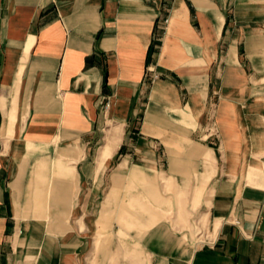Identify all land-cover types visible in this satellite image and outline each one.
Masks as SVG:
<instances>
[{
    "label": "crops",
    "instance_id": "0c3cea01",
    "mask_svg": "<svg viewBox=\"0 0 264 264\" xmlns=\"http://www.w3.org/2000/svg\"><path fill=\"white\" fill-rule=\"evenodd\" d=\"M0 264H264V0H0Z\"/></svg>",
    "mask_w": 264,
    "mask_h": 264
},
{
    "label": "rangeland",
    "instance_id": "374dc122",
    "mask_svg": "<svg viewBox=\"0 0 264 264\" xmlns=\"http://www.w3.org/2000/svg\"><path fill=\"white\" fill-rule=\"evenodd\" d=\"M110 127H111V126H110ZM110 127H109V128H110ZM195 224H196V220L191 221V224L188 222V224H187V228H188V229H191V227L194 226ZM197 226H198V229H199V230H202V229H203V230L205 231V230H206V226H207V225H206V220H199ZM196 240H197V238H196ZM204 240H205V239H204Z\"/></svg>",
    "mask_w": 264,
    "mask_h": 264
},
{
    "label": "built area",
    "instance_id": "2783aa9c",
    "mask_svg": "<svg viewBox=\"0 0 264 264\" xmlns=\"http://www.w3.org/2000/svg\"><path fill=\"white\" fill-rule=\"evenodd\" d=\"M167 20H165V22H166ZM109 106H111L110 104H109V102H106L105 104H104V110H107L108 108H109Z\"/></svg>",
    "mask_w": 264,
    "mask_h": 264
}]
</instances>
